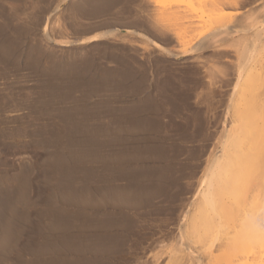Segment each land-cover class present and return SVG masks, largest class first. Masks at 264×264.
I'll return each mask as SVG.
<instances>
[{"label": "rangeland", "instance_id": "obj_1", "mask_svg": "<svg viewBox=\"0 0 264 264\" xmlns=\"http://www.w3.org/2000/svg\"><path fill=\"white\" fill-rule=\"evenodd\" d=\"M263 2L0 0V264H264L198 219Z\"/></svg>", "mask_w": 264, "mask_h": 264}, {"label": "bare ground", "instance_id": "obj_2", "mask_svg": "<svg viewBox=\"0 0 264 264\" xmlns=\"http://www.w3.org/2000/svg\"><path fill=\"white\" fill-rule=\"evenodd\" d=\"M262 14L264 20V12ZM262 31L264 34V29ZM259 37L260 33H257V41L261 39ZM261 37L264 51V35ZM255 42L250 40L244 51L243 90L249 97L244 99V106L235 114L237 125L228 136L230 143L225 162L220 163L207 189L201 193L203 205L198 219L204 220L207 226L216 214L227 222L238 218L244 220V226H240L241 234L264 235V99H256L259 89L264 92V56L256 59L255 54L254 57L251 55L260 47L254 45ZM241 193L244 194V214L236 208L239 200H243L240 199ZM258 219L262 226L257 224Z\"/></svg>", "mask_w": 264, "mask_h": 264}]
</instances>
